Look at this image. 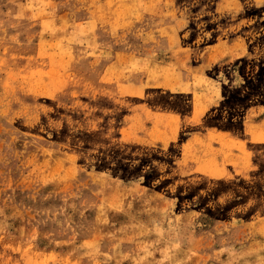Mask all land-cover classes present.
Segmentation results:
<instances>
[{
  "label": "rangeland",
  "instance_id": "1",
  "mask_svg": "<svg viewBox=\"0 0 264 264\" xmlns=\"http://www.w3.org/2000/svg\"><path fill=\"white\" fill-rule=\"evenodd\" d=\"M0 264H264V0H0Z\"/></svg>",
  "mask_w": 264,
  "mask_h": 264
}]
</instances>
